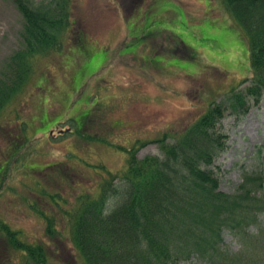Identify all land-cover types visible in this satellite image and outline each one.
Wrapping results in <instances>:
<instances>
[{
	"label": "rangeland",
	"instance_id": "obj_1",
	"mask_svg": "<svg viewBox=\"0 0 264 264\" xmlns=\"http://www.w3.org/2000/svg\"><path fill=\"white\" fill-rule=\"evenodd\" d=\"M69 1L70 27L61 51L36 60L21 95L0 114V166L9 152L7 129L23 136L21 143L28 139L8 165L0 216L27 240L54 250L41 213L52 216L64 236L57 244L69 249L61 263L78 264L62 218L63 202L96 186L104 175L97 166L111 171L126 166L128 153L110 144L129 150L137 140L181 132L251 69L247 39L222 0H142L133 8L128 0ZM23 22L12 1L0 0V75L22 48ZM84 116L88 122L82 132L91 140L78 134ZM20 122L25 132L17 130ZM220 130L226 149L214 165L219 189L232 193L244 171L259 169L264 175V94L238 120L227 112ZM99 137L110 144L95 140ZM148 155H160L156 142L137 151L138 158ZM57 191L60 200L50 196ZM259 222L264 226V214ZM223 238L226 248L240 249L229 232Z\"/></svg>",
	"mask_w": 264,
	"mask_h": 264
},
{
	"label": "trees",
	"instance_id": "obj_2",
	"mask_svg": "<svg viewBox=\"0 0 264 264\" xmlns=\"http://www.w3.org/2000/svg\"><path fill=\"white\" fill-rule=\"evenodd\" d=\"M9 1L24 20L22 48L11 55L0 75V114L21 95L36 60L61 51L70 27L69 0ZM222 2L247 39L250 75L225 93L221 102L210 103L177 134L137 140L129 150L95 138L125 150L128 157L123 169L111 171L97 166L104 175L96 186L72 196L70 203L63 202L62 218L68 226L72 258L78 264H183L194 259L209 264H264V226L259 222L264 214L262 171H244L235 190L225 193L219 189L214 165L226 149L227 138L220 130L226 113L238 120L258 106L264 94V0ZM247 82L248 86L240 88ZM87 120L84 116L78 121V134L91 140L92 136L82 132ZM24 129L20 122L17 130ZM6 133L9 152L6 163L0 166V193L9 163L28 140L24 137L25 143H21L23 136L10 129ZM151 142L158 144L160 155L138 158L137 151ZM56 171L62 175V168ZM50 196L60 200L61 192ZM41 216L46 224L45 236L55 249L27 240L0 216V264L66 261L62 253L69 254V249L57 244L64 236L56 229V219L43 213ZM224 232L239 242L237 252L225 247Z\"/></svg>",
	"mask_w": 264,
	"mask_h": 264
},
{
	"label": "flooded vegetation",
	"instance_id": "obj_3",
	"mask_svg": "<svg viewBox=\"0 0 264 264\" xmlns=\"http://www.w3.org/2000/svg\"><path fill=\"white\" fill-rule=\"evenodd\" d=\"M141 1L142 0H128V6H129V8H133L134 6H136Z\"/></svg>",
	"mask_w": 264,
	"mask_h": 264
},
{
	"label": "water",
	"instance_id": "obj_4",
	"mask_svg": "<svg viewBox=\"0 0 264 264\" xmlns=\"http://www.w3.org/2000/svg\"><path fill=\"white\" fill-rule=\"evenodd\" d=\"M63 132V131H60V133Z\"/></svg>",
	"mask_w": 264,
	"mask_h": 264
}]
</instances>
